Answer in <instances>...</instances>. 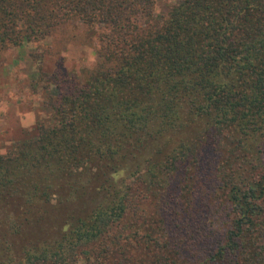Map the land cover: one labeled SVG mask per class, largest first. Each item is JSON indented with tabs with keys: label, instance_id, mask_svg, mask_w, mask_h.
Wrapping results in <instances>:
<instances>
[{
	"label": "trees",
	"instance_id": "obj_1",
	"mask_svg": "<svg viewBox=\"0 0 264 264\" xmlns=\"http://www.w3.org/2000/svg\"><path fill=\"white\" fill-rule=\"evenodd\" d=\"M153 9L0 0V48L103 29L0 153V264H264V0Z\"/></svg>",
	"mask_w": 264,
	"mask_h": 264
},
{
	"label": "rangeland",
	"instance_id": "obj_2",
	"mask_svg": "<svg viewBox=\"0 0 264 264\" xmlns=\"http://www.w3.org/2000/svg\"><path fill=\"white\" fill-rule=\"evenodd\" d=\"M180 1L154 0L153 13L165 15ZM102 30L87 29L82 22L71 19L40 41L0 48V153L34 136L37 122L49 121L44 99L47 92H56L48 77L57 65L80 78L94 67ZM223 214L219 209L220 220Z\"/></svg>",
	"mask_w": 264,
	"mask_h": 264
}]
</instances>
